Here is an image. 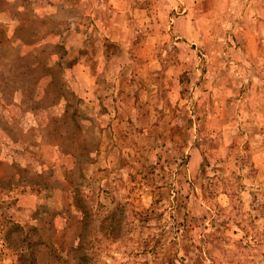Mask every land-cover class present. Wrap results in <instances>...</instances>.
I'll return each instance as SVG.
<instances>
[{
  "label": "rangeland",
  "instance_id": "rangeland-1",
  "mask_svg": "<svg viewBox=\"0 0 264 264\" xmlns=\"http://www.w3.org/2000/svg\"><path fill=\"white\" fill-rule=\"evenodd\" d=\"M0 264H264V0H0Z\"/></svg>",
  "mask_w": 264,
  "mask_h": 264
}]
</instances>
